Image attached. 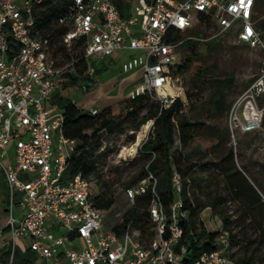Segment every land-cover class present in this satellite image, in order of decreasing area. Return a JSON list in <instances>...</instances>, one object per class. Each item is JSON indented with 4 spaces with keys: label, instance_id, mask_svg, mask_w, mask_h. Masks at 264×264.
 <instances>
[{
    "label": "built area",
    "instance_id": "built-area-1",
    "mask_svg": "<svg viewBox=\"0 0 264 264\" xmlns=\"http://www.w3.org/2000/svg\"><path fill=\"white\" fill-rule=\"evenodd\" d=\"M43 2L0 0V179L8 202L0 249L10 248L9 264L19 247L42 264H187L182 221L188 215L179 196L165 208L154 195L146 209L152 227L144 234L131 223L118 231L104 229L102 212L92 207V181L65 174L67 146L75 143L63 135V115L53 93L69 81V73L78 76V60L54 56L51 40L38 35L32 11ZM254 7L255 0H70L59 20L68 27L61 39L66 45L81 41L86 62L82 79L70 88L86 94L99 85L90 58L116 59L121 52L137 51L119 66L122 74L139 73L128 99L154 95L169 105L183 92L173 71L185 38L173 37L208 19L218 40L233 38L261 53L258 72L226 115L235 151L237 134L264 124V39L255 28ZM151 178L123 191L130 207ZM172 183L179 192L175 172ZM230 243L229 232L220 228L212 249L190 264H236Z\"/></svg>",
    "mask_w": 264,
    "mask_h": 264
},
{
    "label": "trees",
    "instance_id": "trees-1",
    "mask_svg": "<svg viewBox=\"0 0 264 264\" xmlns=\"http://www.w3.org/2000/svg\"><path fill=\"white\" fill-rule=\"evenodd\" d=\"M70 7V0H44V2L33 8L32 14L35 20V27L38 35L48 37L54 45V56L62 60H78L75 74H68L69 81L62 87L77 84L83 76L86 69V62L82 59L83 44L81 41H74L66 45L62 42V35L68 30L67 26L59 23V20L66 16ZM255 28L260 32L264 39V0H255L254 7ZM210 21L201 18L199 25H207ZM198 35L195 29H189L184 32H176L172 41L182 38V48L185 55L176 69L173 76L177 77L183 87V78H187L188 88L185 92V98L177 97L169 105H163L154 95H142L133 100L125 99L120 102H113L95 114L88 110H83L76 106L70 99L60 97L56 91L53 93V101L60 108L63 115V135L66 139L74 141V148L69 155L67 169L65 174H81L85 179L91 181V176L99 177L96 168L97 160L104 155L106 147L102 150V137L122 131V126L129 125L132 132H137L142 125L152 121L151 134L141 143L138 150V156L133 160L143 159V163L137 174L127 183L126 188H133L136 184L148 178L147 188L142 194L134 196L133 206L126 211L121 222L112 227L118 231L124 229L125 225H131L139 229L143 234L152 227L146 212L148 204L151 203L156 195L161 204L168 208L173 200L179 196L184 209L187 211V219L182 221L183 238L187 245V264L198 257L202 252L212 249V243L218 230L206 232L203 226L197 228L199 211L208 208V205L196 203L197 208L190 202L188 185L194 182L193 170L195 166L191 164V159L199 156V147L202 142H208L207 147H203L204 152L200 157L208 156L210 150L221 143L226 135L228 136L226 126L220 131L219 135L213 139L203 137L205 122L199 117L191 119L187 113L191 110V105H186V100L190 101L193 97L196 100L201 99L203 91L206 89V69L198 66L191 71L194 63L200 62L201 55L196 50ZM246 46V45H245ZM247 47V46H246ZM219 48V44L212 38L205 46L206 50ZM261 66V60H260ZM260 68V67H259ZM259 70V69H258ZM99 70H95L97 75ZM256 75V74H255ZM250 78L247 85L254 79ZM232 77L214 88L215 90L208 96L206 103L210 106L208 112L223 114L227 112L231 104H226L223 90L232 87ZM246 85V86H247ZM210 141V142H209ZM175 143L178 150L174 153ZM212 169L217 176L222 177L225 185L229 187L234 196H240L239 184H246L241 172L236 169L233 156V148L229 146L219 159H215ZM177 173L180 180V190L176 192L172 183V174ZM247 187V184H246ZM92 207L101 212L109 210L115 203L114 196L109 189H104L100 193L92 192ZM258 197V196H256ZM217 198L209 204L215 206ZM231 220L228 216L221 217V229L229 232L231 237L230 246H234L231 234ZM7 236V229L3 230L2 237ZM261 239L264 241V223L261 226ZM10 248L0 249V264L8 263ZM230 257L236 264H257L253 254L244 253L240 258L230 254ZM37 258L28 250L15 249L11 264H36ZM262 263V262H261Z\"/></svg>",
    "mask_w": 264,
    "mask_h": 264
},
{
    "label": "rangeland",
    "instance_id": "rangeland-1",
    "mask_svg": "<svg viewBox=\"0 0 264 264\" xmlns=\"http://www.w3.org/2000/svg\"><path fill=\"white\" fill-rule=\"evenodd\" d=\"M198 32L196 50L201 55L200 62L194 63L191 71L196 67L205 68L206 89L202 93L200 100L193 97L190 101V112L187 116L191 119L199 117L205 122L203 137L211 140L216 138L220 131L225 127L226 112L212 116L208 110L210 106L206 103L208 96L215 90L214 88L232 77V87L223 90L226 104H231L235 98L244 90L247 82L252 78L260 67L261 53L258 49H251L244 44L236 42L233 38L217 39L216 27L211 22L205 25L196 26ZM219 44V48L206 50V44L212 39ZM137 51L121 52L116 59L104 69L98 77L99 86L93 93H81L69 86L58 87L55 91L60 97L70 99L76 106L83 110L94 109L99 111L103 107L120 102L128 97V87L125 82H120L126 75L119 72L118 66L126 56L137 54ZM184 49L179 50V58L183 59ZM108 59L99 60L90 58L89 63L96 69ZM185 75L183 78V92H179L185 98L188 84ZM136 80H139L137 77ZM112 88V89H111ZM111 89V90H110ZM111 91V92H109ZM109 93V94H108ZM107 98V100H105ZM152 121H148L140 127L137 132H132L128 124L122 126V131L102 137V146L106 147L104 155L97 160L96 168L99 177L91 176L92 192L100 193L104 189H109L115 203L107 211L102 212V226L108 229L119 224L122 215L131 207L124 197L123 191L127 183L139 171L143 159L133 160L138 156L139 146L151 134ZM210 142V141H209ZM208 142L201 141L199 156L191 159V164L195 166L192 177L194 182L188 185L189 199L194 207L196 203L208 208L199 211L197 228L203 226L206 232H214L221 228V217L228 216L231 220V234L234 246L231 253L235 257L253 254L257 264H264V241L261 239V226L264 223V124L251 133L237 134L236 148L233 150L234 163L236 169L241 172L247 184H239L240 196H234L232 190L225 185L222 177L213 172L212 164L215 159L226 152L230 144L229 137L226 135L224 140L210 150L209 155L200 157L203 154V147H207ZM101 150V149H100ZM178 150L175 143L174 153ZM73 147L68 145L67 152L71 154ZM137 184L133 186L136 188ZM258 196V197H256ZM217 198L215 206L209 203L213 198ZM8 205L6 191L2 190L0 184V206L5 208ZM16 214L18 208L13 207ZM5 214L2 215V218ZM6 241V238H2ZM21 250V248H18ZM262 262V263H261ZM43 262L38 260L37 264ZM4 264V263H2ZM9 264V263H7Z\"/></svg>",
    "mask_w": 264,
    "mask_h": 264
},
{
    "label": "crops",
    "instance_id": "crops-1",
    "mask_svg": "<svg viewBox=\"0 0 264 264\" xmlns=\"http://www.w3.org/2000/svg\"><path fill=\"white\" fill-rule=\"evenodd\" d=\"M14 1H16V2H18L19 0H14ZM115 59H108V63H104L102 66H100V68H98V69H96L95 68V70H99V73L96 75L97 76V78L99 77V74L104 70V69H107V67L110 65V63L111 62H113ZM123 60V59H122ZM121 60V61H122ZM121 61H120V63H121ZM120 63H119V66H120ZM119 66H118V69H119ZM119 72H120V70H119ZM121 73V72H120ZM122 74V73H121ZM122 75H126V77H124L123 79H122V81H120V82H125L126 81V83H125V87H128V92H129V90L132 88V86L138 81V80H136V78L138 77L139 78V73H132V74H122ZM99 86V85H98ZM97 86V87H98ZM96 87V88H97ZM95 88V89H96ZM95 89L94 90H92V91H90L91 93H93L94 91H95ZM112 89V88H111ZM110 89V90H111ZM109 92H111V91H109ZM128 92H127V94H128ZM89 93V92H88ZM109 94V93H108ZM105 100H107V98L105 99ZM0 184H1V186H2V190H5V186H4V183L2 182V180L0 179ZM6 209H7V206L5 207V208H2L1 206H0V225H2V223L4 222V220H5V218H6V216H7V212H6ZM13 213H14V211H13ZM3 214H5V217L4 218H2V215ZM14 215L15 216H19L20 215V210L18 209V211H17V213L15 214L14 213ZM1 239V238H0Z\"/></svg>",
    "mask_w": 264,
    "mask_h": 264
},
{
    "label": "bare ground",
    "instance_id": "bare-ground-1",
    "mask_svg": "<svg viewBox=\"0 0 264 264\" xmlns=\"http://www.w3.org/2000/svg\"><path fill=\"white\" fill-rule=\"evenodd\" d=\"M168 91H169L170 93H173V91H172L171 89H168Z\"/></svg>",
    "mask_w": 264,
    "mask_h": 264
}]
</instances>
